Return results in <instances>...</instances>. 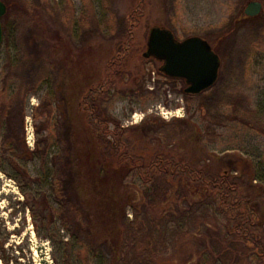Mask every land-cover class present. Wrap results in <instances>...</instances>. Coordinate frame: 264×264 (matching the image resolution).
Returning a JSON list of instances; mask_svg holds the SVG:
<instances>
[{
	"label": "rangeland",
	"instance_id": "obj_1",
	"mask_svg": "<svg viewBox=\"0 0 264 264\" xmlns=\"http://www.w3.org/2000/svg\"><path fill=\"white\" fill-rule=\"evenodd\" d=\"M7 1L13 7L27 1L35 10L26 19L3 18L0 104L11 106L0 124L11 117L15 149L0 160V264H105L109 249L101 243L116 231L104 213L107 186L95 182L105 175L108 179L114 168L103 167L100 152L89 150L91 130L80 101L90 86L105 80L106 65L115 56L126 59V65L123 80L104 95L110 128L119 123L134 130L132 138L142 154L166 147L184 157L195 155L213 171L247 179V193L264 205V130L252 122L257 117L264 126V0H258L263 8L257 17L243 20L232 17L253 0ZM129 15L137 19L126 40L122 23ZM155 25L170 28L179 40L206 38L222 60L220 87L238 96L235 103L221 105L209 93L187 94L183 79L165 75L160 61L144 57ZM119 44H125L129 56L118 54ZM31 59L40 62V69H32ZM29 73L46 75L23 97ZM246 114L252 125L242 121ZM218 115L230 119L219 122ZM184 119L199 131L187 146ZM1 136L0 129V145ZM23 138L29 152H23ZM47 139L55 142L48 157L34 156L32 150L46 149ZM72 167H80L82 177ZM116 174L127 187L143 186L134 171L126 178V168ZM138 203L126 207L123 230L125 224L142 223L143 214H135L141 209ZM162 210L150 211L146 220L154 235L147 241L159 252L161 264L232 263L218 256V240L212 238V233L226 234L223 214H214L218 221L202 226L183 218L171 221ZM78 230L81 238L74 237ZM236 264L260 262L249 258Z\"/></svg>",
	"mask_w": 264,
	"mask_h": 264
},
{
	"label": "trees",
	"instance_id": "obj_2",
	"mask_svg": "<svg viewBox=\"0 0 264 264\" xmlns=\"http://www.w3.org/2000/svg\"><path fill=\"white\" fill-rule=\"evenodd\" d=\"M3 1L6 2L8 7V11L3 18L16 16L17 20L19 18L26 19L29 11L35 10L27 1L14 7L7 0ZM257 16H249L242 12L238 17L233 16L232 18L243 20L254 19ZM136 19V17L129 15L123 20L122 34L126 40L132 37L131 29ZM125 44L118 45V54L127 52V56H129V51H127ZM123 46L125 49H122ZM32 64V69H40V62L32 60ZM125 65L126 59L124 60L117 56L111 59L106 65L107 75L105 80L99 85L90 86L80 101L82 115L85 116L84 119L91 130L90 144H88L89 150L100 152L97 157L102 156L103 167L108 165L114 168L112 175L107 173L108 179H106L105 175L102 177L104 180L95 182L96 184L107 186L106 194L103 196L100 194V196L104 197V213L107 220H113L116 231L115 237L107 235L102 240L101 246L109 249L104 255L105 264H157V262L161 264L158 259L159 252L156 248L151 249L150 243L147 241L148 236L153 237L154 235L153 229L148 228V224H146L150 211L158 207L163 209V215H168L171 221L173 219L179 221V219L183 218L185 221H195L196 224L201 222L200 225L202 226L204 224L208 225L207 220L210 219L214 222L218 221L216 218L217 214H223L226 234L223 236L212 233V238L218 240L220 247L217 252L218 256L225 259L226 262H232L231 264H236L240 260L246 261L249 258H255L260 264H264V205L257 202V196L247 193L246 187H250L247 179L233 177L225 171H213L195 155H186L184 157L178 155L172 149H166V147L162 146V149L154 153L142 154L136 150L137 145L134 144L132 138L134 130L131 131L130 127H122L119 123H115L114 127L110 128L112 120L103 110V99L107 88L115 86L118 79L123 80L125 76L123 66ZM18 68L21 69L22 66L19 65ZM228 74L224 73L223 76L227 78ZM29 75L32 79L28 80L27 85L29 87L23 97L28 94L30 89L39 86L46 73H29ZM31 80L33 81L29 82ZM20 90L23 92V87ZM206 93L211 94L214 101L220 102L221 105L234 104L235 97L238 98V96H234L224 88H221L219 80L212 87L199 94H187L204 97ZM19 94L20 92L16 94L18 98L21 95ZM8 105L11 106L10 102L0 104V119L5 115ZM22 110L24 111V107ZM218 117L219 122L230 119L227 115H218ZM242 121L252 125L248 121L247 114L246 117H242ZM252 122L256 125H254L255 128L259 126V130H264V126L257 117ZM12 123L10 117L6 124H0L2 131L0 145L1 162L6 158L9 150L15 149L13 144L15 142L14 135L10 131L14 128ZM182 127V132L186 134H183L186 137L183 138V142L187 146L188 142H192L199 131L186 119H184ZM154 137L157 140V137ZM17 142L21 143L19 140ZM22 143L23 152H29L26 139L23 138ZM54 145L55 142L51 143L47 139L46 149L41 151L36 148L31 153L34 156L38 155L46 159ZM92 156L90 158H93ZM69 163H71V160ZM120 168L127 169L125 178L134 171L135 177H141L143 180V186L139 189L127 187L128 183H123V180L116 174ZM81 170L80 167H72V173L77 174L79 177H82ZM78 190L81 192V189L78 188ZM139 201H141V209L136 210L135 214L137 218L143 214L142 223L137 224L134 222L130 226L125 224L127 229L123 230L122 218L126 215V207L129 205L136 207L139 205ZM75 220L82 229V222L79 219ZM95 233H99V230ZM76 236L81 238L82 231H76L74 237L77 238ZM84 236L90 239V235H85V232ZM154 242L158 243L157 240ZM92 252L89 251V253Z\"/></svg>",
	"mask_w": 264,
	"mask_h": 264
},
{
	"label": "water",
	"instance_id": "obj_3",
	"mask_svg": "<svg viewBox=\"0 0 264 264\" xmlns=\"http://www.w3.org/2000/svg\"><path fill=\"white\" fill-rule=\"evenodd\" d=\"M262 8V2L253 0L248 2L244 12L256 16ZM7 9V4L0 0V49L4 38L3 17ZM143 55L160 61L159 70L165 75L184 79L187 84L185 92L189 94L209 89L220 78L221 57L211 43L199 35L179 40L170 28L155 25L150 30Z\"/></svg>",
	"mask_w": 264,
	"mask_h": 264
}]
</instances>
